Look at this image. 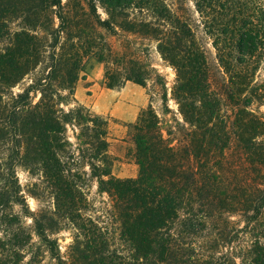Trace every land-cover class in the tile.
I'll list each match as a JSON object with an SVG mask.
<instances>
[{
  "label": "trees",
  "instance_id": "obj_1",
  "mask_svg": "<svg viewBox=\"0 0 264 264\" xmlns=\"http://www.w3.org/2000/svg\"><path fill=\"white\" fill-rule=\"evenodd\" d=\"M83 1L88 9L0 0V40L8 39L0 50V264H20L33 238L51 264H264V117L250 108L264 101V85L250 87L248 65L264 56V18L247 0H176L193 10L165 0H98L107 19L95 0ZM6 18L24 27L11 36ZM87 23L121 39V51L106 56ZM149 49L173 70L170 88ZM91 57L107 64V89L150 81L159 93V111L151 96L131 126L134 178L112 174L107 120L75 102ZM17 167L39 177L34 186L50 194L51 209H29ZM87 177L111 201L121 247L87 213ZM64 224L74 231L67 257L51 238Z\"/></svg>",
  "mask_w": 264,
  "mask_h": 264
},
{
  "label": "rangeland",
  "instance_id": "obj_2",
  "mask_svg": "<svg viewBox=\"0 0 264 264\" xmlns=\"http://www.w3.org/2000/svg\"><path fill=\"white\" fill-rule=\"evenodd\" d=\"M165 1L171 9H186L189 6V8L193 10L191 3H188L187 6H180L176 0ZM247 1L248 9H251L254 15L261 16L260 19H263L264 15L262 16L261 12L264 13V0ZM62 4L64 9H88L83 0H62ZM95 6L101 19H107L106 8L98 0H95ZM222 21L224 23V19H222ZM54 24L55 26L58 24L57 20L54 21ZM5 25L11 36L16 32L21 31L22 27H24V23L21 19L6 18ZM71 29L74 30L73 28ZM85 29L92 35L93 39H95L94 41L98 49H100L99 46L101 44L106 45V56L109 55V51H121V39L107 35L104 31L94 25L88 26V23L86 24ZM37 33L45 38L46 41L49 40V36L46 32L38 29ZM203 40L212 56H214L215 51L210 44V40L207 39V37H203ZM84 42L85 40L80 41L81 44ZM7 43V38L1 39L0 50L3 49ZM138 43H143L144 45L151 47V49L154 47V44L149 40H140ZM149 52L153 66L158 69L161 75H163L167 87L170 88L175 77L173 70L164 65L152 50L149 49ZM112 60L108 59L109 62ZM248 65L251 74H253L250 87H253V89L262 87V85H264V56L258 59H252ZM106 67L107 64L100 63L93 57L85 59L83 63V71L75 86L74 99L77 104L85 106L93 114L99 115L107 120V152L113 159L112 174L118 178H134L137 175L138 168L134 160V145L131 140V126L136 121L139 112L148 106L151 96L152 107L159 111V93L150 81L147 82L145 88L131 82H126L122 88L107 89L104 84V71ZM220 76L222 77V80H228L223 68H220ZM29 79V77H26L13 89V92H20L29 84ZM37 99L38 98H35V101ZM74 105L76 104L72 102L70 106ZM169 106L176 111V105L172 100L169 101ZM250 108L254 113L264 117V101L260 103L254 101ZM222 112L225 113L224 107ZM16 175L26 203L32 212H36L40 209L52 208L50 194L46 190H40L39 187L37 189L34 186H41L40 179L37 175H31L23 167L16 168ZM34 191L37 192L36 197L33 196ZM84 192L88 201L89 210L87 213L93 218L98 219L107 232H109L114 247H121L118 239V225L109 215L111 201L108 196L98 192L96 180L91 177H87ZM25 224L26 226H29L30 220L27 219ZM73 233L74 231L71 226L69 224H64L59 231L51 234V238L57 241L60 255L63 257H67L68 248L72 243ZM31 244V246L24 248L22 252L24 258L20 264H51L47 254L43 253V248L38 246L36 238L32 239ZM32 257H35V259L38 258L37 261L33 260Z\"/></svg>",
  "mask_w": 264,
  "mask_h": 264
}]
</instances>
